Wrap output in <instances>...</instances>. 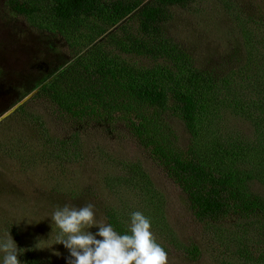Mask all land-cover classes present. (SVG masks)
Wrapping results in <instances>:
<instances>
[{
	"label": "rangeland",
	"instance_id": "1",
	"mask_svg": "<svg viewBox=\"0 0 264 264\" xmlns=\"http://www.w3.org/2000/svg\"><path fill=\"white\" fill-rule=\"evenodd\" d=\"M6 1L0 0V239L10 238L8 225L14 223L17 236L12 237L19 247L32 248L43 264H66L68 250L62 244L53 245L60 230L50 217L66 204H93L100 223H109L107 211H115L128 223L134 211L156 217L152 232L165 246L167 264H246L237 253L239 247L255 256L264 250L260 217L251 221L228 217L209 228L197 221L186 195L137 143L124 122L75 124L61 115L66 111L58 109L51 98L36 96L35 80L44 78L50 68L37 59L44 39L33 32L37 29L33 23L9 11ZM173 13L164 31L195 66L221 78L233 70L234 79L246 77L257 94L264 83V0H196L175 7ZM129 23L135 32L138 22ZM58 40L69 50L67 42ZM250 55L263 68L258 76L253 61V68H248ZM127 59L140 66L155 63L152 57ZM60 63L57 59L55 66ZM29 95L27 103L20 105ZM170 120L181 145L186 146L190 134L185 124L176 117ZM247 120L228 113L213 128L205 118L202 134L207 139L218 135L221 143L227 137L234 141L252 137L255 126ZM76 131L80 138L77 154L63 157L61 142L70 140ZM251 151L248 164L263 154V149ZM134 162L147 174V192L156 195L147 201L150 206L143 188L127 181ZM259 172L251 188L264 194V170ZM193 244L200 250L196 258L184 248Z\"/></svg>",
	"mask_w": 264,
	"mask_h": 264
},
{
	"label": "trees",
	"instance_id": "2",
	"mask_svg": "<svg viewBox=\"0 0 264 264\" xmlns=\"http://www.w3.org/2000/svg\"><path fill=\"white\" fill-rule=\"evenodd\" d=\"M195 1L7 0L6 5L33 23L37 27L33 32L44 39L37 59L50 68L44 78L34 79L36 96L51 98L58 109L66 111L61 115L75 124L124 122L137 143L186 195L195 218L206 228L228 217L250 221L260 217L264 227V194L251 188L252 179L264 170V83L253 94L247 78L234 79L233 70L224 78L202 70L167 36L164 26L173 18V9ZM131 21L138 22L135 32L128 26ZM58 39L68 43L71 53ZM128 56L152 57L155 63L140 66ZM57 59L61 63L55 66ZM256 60L250 55L248 68H253V61L258 76L263 68ZM23 109L24 105L19 110ZM228 113L250 120L255 126L253 136L237 141L227 137L225 143L218 135L204 138L205 118L210 127H219ZM171 117L185 124L190 134L186 146L181 145ZM78 135L76 131L70 140L61 142L63 157L77 154ZM251 148L263 149L254 164L246 162ZM128 172L127 181L143 188L150 206L147 201L156 195L147 192V174L135 162ZM107 218L117 232L128 231L129 221L115 211H107ZM155 218L150 217L152 223L158 222ZM8 230L17 236L14 223ZM20 248L25 249L20 257L24 264H43L32 248ZM184 248L193 258L200 254L197 245ZM237 253L246 264H264V250L255 256L241 246Z\"/></svg>",
	"mask_w": 264,
	"mask_h": 264
},
{
	"label": "clouds",
	"instance_id": "3",
	"mask_svg": "<svg viewBox=\"0 0 264 264\" xmlns=\"http://www.w3.org/2000/svg\"><path fill=\"white\" fill-rule=\"evenodd\" d=\"M94 208L93 204H66L52 213V225L60 230L53 245L68 250L66 264H167L168 253L155 239L152 221L143 212H132L128 231L121 234L112 224L98 222ZM24 253L11 234L0 239V264H23Z\"/></svg>",
	"mask_w": 264,
	"mask_h": 264
},
{
	"label": "water",
	"instance_id": "4",
	"mask_svg": "<svg viewBox=\"0 0 264 264\" xmlns=\"http://www.w3.org/2000/svg\"><path fill=\"white\" fill-rule=\"evenodd\" d=\"M31 95H29L28 97H26L21 103L20 105H22ZM11 112V111H10Z\"/></svg>",
	"mask_w": 264,
	"mask_h": 264
}]
</instances>
